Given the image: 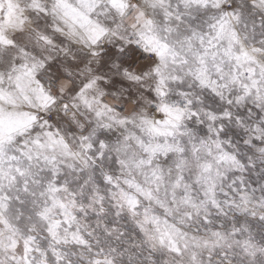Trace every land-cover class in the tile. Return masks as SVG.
Here are the masks:
<instances>
[{
	"label": "snow or ice",
	"instance_id": "6c2138e0",
	"mask_svg": "<svg viewBox=\"0 0 264 264\" xmlns=\"http://www.w3.org/2000/svg\"><path fill=\"white\" fill-rule=\"evenodd\" d=\"M0 264H264V0H0Z\"/></svg>",
	"mask_w": 264,
	"mask_h": 264
}]
</instances>
